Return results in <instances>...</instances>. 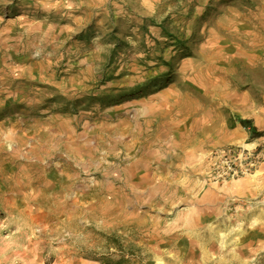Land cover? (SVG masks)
Segmentation results:
<instances>
[{"label": "rangeland", "instance_id": "obj_1", "mask_svg": "<svg viewBox=\"0 0 264 264\" xmlns=\"http://www.w3.org/2000/svg\"><path fill=\"white\" fill-rule=\"evenodd\" d=\"M0 264H264V0H0Z\"/></svg>", "mask_w": 264, "mask_h": 264}, {"label": "built area", "instance_id": "obj_2", "mask_svg": "<svg viewBox=\"0 0 264 264\" xmlns=\"http://www.w3.org/2000/svg\"><path fill=\"white\" fill-rule=\"evenodd\" d=\"M256 151H246L241 150L239 152V160L235 159L229 163L226 160V175L221 174V176L226 177L228 175H238L239 173H246L251 171L252 167L255 166L257 161V156L255 157ZM227 155V154H226Z\"/></svg>", "mask_w": 264, "mask_h": 264}, {"label": "trees", "instance_id": "obj_3", "mask_svg": "<svg viewBox=\"0 0 264 264\" xmlns=\"http://www.w3.org/2000/svg\"><path fill=\"white\" fill-rule=\"evenodd\" d=\"M239 122L244 128L250 130L253 137H261L263 135V132L258 131V129L253 125V122L250 119L240 118Z\"/></svg>", "mask_w": 264, "mask_h": 264}]
</instances>
